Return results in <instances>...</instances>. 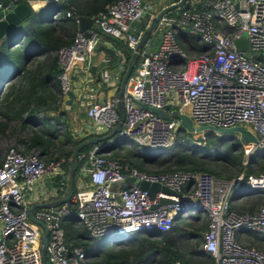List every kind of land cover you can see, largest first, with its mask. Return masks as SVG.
<instances>
[{
    "label": "built area",
    "instance_id": "obj_1",
    "mask_svg": "<svg viewBox=\"0 0 264 264\" xmlns=\"http://www.w3.org/2000/svg\"><path fill=\"white\" fill-rule=\"evenodd\" d=\"M185 1L188 6L173 13L166 11L158 18L156 28L161 29V38L157 46L150 48L144 42L138 49L123 89L124 116L119 129L78 152V170L88 185L75 180L67 200L32 208L48 230V264H92L81 244L65 241V218L73 217L92 236H120L162 233L178 215L205 217L200 248L213 257V264H264V249L237 237L247 231L264 233V200L253 210L238 209L231 202L233 192L240 196L264 194V169L246 175L240 172L231 178L203 169L148 170L110 157L109 151L101 149L114 135L123 144L136 147L160 149L172 142L177 118L156 113L139 105L138 100L166 112L174 104L189 114L194 125H242L256 138L246 142L250 150L264 151V0ZM14 3L0 0V10ZM156 10L147 0H111L91 15L97 30L88 34L76 30L68 44L56 49L61 106L68 105L65 97L72 86L71 70L99 43L100 32L123 40L130 53L141 31H129L130 21L143 11L152 15ZM181 28L202 43L201 49H193L190 43L185 46L177 38ZM240 37L246 40L243 49L235 44ZM101 78L105 87L113 85L106 68ZM79 86L72 87L75 91ZM117 91L118 87L103 99L85 100L84 95L78 99L98 133L110 130L119 119ZM62 161L63 157L45 158L36 150L5 149L0 160V264H42V230L28 217L31 202L26 196L44 173H63ZM127 177L132 179L127 181ZM116 181L119 187L112 189L111 183ZM141 181L146 184L141 186ZM152 182L158 187H151Z\"/></svg>",
    "mask_w": 264,
    "mask_h": 264
},
{
    "label": "trees",
    "instance_id": "obj_2",
    "mask_svg": "<svg viewBox=\"0 0 264 264\" xmlns=\"http://www.w3.org/2000/svg\"><path fill=\"white\" fill-rule=\"evenodd\" d=\"M5 1V0H4ZM16 2L24 0H15ZM48 0L39 9L32 11L27 17L16 23L12 29L5 35L7 40H2L0 43V82H6L5 88L0 91V132L10 125V120H18L19 127L25 128L28 124H38V129L32 128L26 136L22 138L23 143L27 148H35L36 151L45 158L63 157L61 163L64 172L53 175V179L57 182V192H63L66 186V178L68 171V158L70 157L73 147L63 148L59 151H53L52 141L57 135L56 121L59 116L64 115L65 111L61 108V101L58 95L60 71L59 64L56 57V49L68 44L77 30L75 14L93 15L99 10L104 8L105 3L111 0ZM189 5L185 1L178 9L184 8ZM65 10H69V14H65ZM172 11V10H170ZM169 13V12H168ZM191 35V36H189ZM181 38L188 41L197 50L201 49L202 43L192 34L183 33ZM177 38L181 39L178 34ZM184 44V43H183ZM123 45V44H122ZM121 45V46H122ZM185 45V44H184ZM125 56L127 59L128 48L123 45ZM41 54L42 58L37 57ZM3 80V81H2ZM56 88L57 91L54 90ZM42 111L43 116L37 115ZM55 111V113H49ZM54 117L55 123L50 122L45 115ZM53 114V115H52ZM64 120V118L60 119ZM33 127V126H32ZM69 128V127H68ZM181 130L177 129V131ZM176 131V132H177ZM66 139L62 142H72L74 146L80 141L83 136L72 135L70 129L64 130ZM182 134H184L181 131ZM212 134L210 131L205 132ZM177 136V135H176ZM121 143L117 140V135L113 136V140L101 149L109 151L108 156L123 158L140 168L151 170L153 168H146L143 159L138 157L140 152L148 153L154 159L152 154L156 153L155 148L148 146L138 147V149L128 150L126 154H120L119 151H114L115 148ZM52 144V145H51ZM235 141L232 140L227 143L226 148L230 156L233 155L238 160L240 159L241 150L237 153L234 152ZM93 143H88L80 148L85 151L90 148ZM119 147V146H118ZM200 148V147H198ZM195 149V148H193ZM196 150V149H195ZM22 151H26L25 149ZM217 152V150H216ZM188 152H178L174 158V164H163L154 170H169L173 168L186 169V170H208L215 175L231 177L236 171H241V168L230 171L215 170L213 167L197 163L187 154ZM44 154V155H43ZM264 156L263 150H255L247 159L246 167L242 170L243 174L257 173L264 169V161L260 163V170L252 168V162L258 160L257 155ZM188 161L189 164L184 162ZM80 160L77 159L75 180L78 174V166ZM87 179V178H86ZM75 188V187H74ZM261 193V192H258ZM258 197L246 202L249 204H236L233 205L238 209H253L264 200V194L261 193ZM195 216V215H193ZM201 219L195 216L193 219ZM189 219L188 225H194L190 216L178 215L171 227L162 233L149 232L144 233H127L125 235H116V240H123L129 238L131 241L128 244L120 243L118 246H106L105 244L111 236H92L88 231L79 224L75 223L73 217L65 218L63 220L64 239L71 244H81L85 249L87 255L91 257L92 264H190L192 260L184 249L177 244V236L179 235H198L200 236V227H188L187 224L179 225V222H186ZM193 222V223H192ZM199 224V223H198ZM205 226V219L202 222ZM187 226V227H186ZM255 238L264 240V233L256 231H247ZM241 239V236H237ZM253 242L248 237L244 240ZM119 240V241H121ZM257 244V243H256ZM258 245H263L259 244ZM264 246V245H263ZM261 246V247H263ZM264 248V247H263ZM98 249H102L103 253L98 255ZM186 249V248H185ZM157 253L158 263H152L142 260L143 256L150 252ZM190 252H194L190 249ZM209 254V253H208ZM210 256V255H209ZM214 261L209 259L202 264H213Z\"/></svg>",
    "mask_w": 264,
    "mask_h": 264
},
{
    "label": "rangeland",
    "instance_id": "obj_3",
    "mask_svg": "<svg viewBox=\"0 0 264 264\" xmlns=\"http://www.w3.org/2000/svg\"><path fill=\"white\" fill-rule=\"evenodd\" d=\"M159 5V3H157V6ZM191 36V35H189ZM7 36L3 35L0 38V43L2 42V40H7ZM161 38V29L160 28H156L154 30V32L152 33V40L154 43H157L160 41ZM185 46H187L188 43H184ZM151 46V45H150ZM157 46V45H156ZM155 47V46H154ZM193 49H196L193 47ZM192 52H195L193 50H191ZM37 57H39L40 59L42 58L41 54H37ZM45 57V56H44ZM43 57V58H44ZM42 58V59H43ZM3 81V80H2ZM7 85V83L5 82H0V91H2L5 86ZM55 91L56 88H54ZM58 93V92H57ZM61 107V106H60ZM172 109L170 112L171 114H174L175 111L177 110L176 106L174 104H171L170 106ZM184 110H187V107H184ZM65 111V110H64ZM162 111H165L164 109H162ZM51 113H55V111H51L49 112ZM37 115L43 116L42 111H39ZM53 115V114H52ZM45 117L47 119H49V121L52 123H55V119L54 117L45 115ZM64 118V120H60ZM68 116L66 114L59 116V120L56 121V130H57V135L54 137L53 141H52V148L53 151H59L62 150L63 148H69V147H73L72 146V142L68 141V142H62L64 139H66V134L64 132V130L66 129H70L71 130V122L70 120H68ZM178 121V119H177ZM33 126V127H32ZM38 124H28L25 128H20L19 127V121L14 119V120H10V125L8 126V129L6 128L4 130V132H0V159L3 156V153L5 151L6 148H8L9 146H13L17 149L20 150H31V151H35V148H27L26 149V145L25 143H23V139L26 136V133H29L31 131L32 128L38 129ZM69 127V128H68ZM179 131L176 132V134L173 137L172 142H170L169 145H167L164 148H160V149H156L157 152L152 154L154 156V159L149 156L148 153H142L140 152L138 154V157L140 159H143V164L145 166H147L146 168H157L162 166L163 164H174V158L176 157V154L178 152H188V156L190 158H192L194 161H196L197 163H203L206 166L209 167H213L215 170L218 171H224L226 173L236 170L238 168H241L242 170L246 167V163H247V159L249 157V155L251 153H253V151L255 150H250V143H246V142H242V139L238 136L237 132L235 131L233 134H236L237 136H229L225 131H220L218 134L217 132H214L213 130L210 129H204V132H201L200 134L199 131H188L184 128L183 124L180 123L179 121L177 122V129H180ZM181 131L184 133L182 134ZM210 131L212 134H207L205 132ZM225 134V135H222ZM177 135V136H176ZM197 136V137H196ZM196 137V138H195ZM197 142L193 143L192 141ZM234 140L235 141V147H234V152L237 153L239 150H241V155H240V159L238 160L236 157H234L233 155L230 156L229 151H227L226 145L227 143H229L230 141ZM119 146V147H118ZM114 151H119L120 154H126L128 152V150L131 149H138V147L134 146V145H129L128 143L123 144L122 142L119 143ZM200 147V148H198ZM195 148V149H193ZM217 150V152H216ZM44 155V154H43ZM258 158V160H255L252 162V168L256 169V170H260V163L263 160L264 161V156H260L259 154L256 156ZM185 164H189L188 161L184 162ZM236 171V173L234 175H232L231 177L237 175L238 173L243 171ZM82 177L84 178V174L80 171H78L77 177ZM218 177H222L225 178V176H220V175H216ZM229 177V178H231ZM228 178V177H226ZM120 182H112L111 183V188L112 189H116L117 187H119ZM259 195L262 196L261 193H255V194H248L247 196H243L240 201H242V204L246 206V201L244 200H248L251 199L253 197H258ZM250 197V198H249ZM254 199V198H253ZM190 216V218L195 221L194 225H188V221L189 219H184L186 222H179V225H184L187 224L188 227L192 228L194 226H198L200 227V231L203 230L204 225H202L203 220L205 219V217L203 215H200L199 217L201 219H193L195 216ZM198 217V216H197ZM193 223V222H192ZM199 223V224H198ZM186 226V227H187ZM241 236V240L243 242L246 243H250V244H254L256 246H259L260 248L264 249L263 245H264V240L260 239V238H255L254 236L250 235V234H243V235H239ZM114 237V236H113ZM113 237H111V239L109 238V240H107L105 247L110 245V246H118L120 245V243L123 244H128L131 240L129 238H123V240L119 241L116 239H112ZM245 238H249L250 240H252L253 242H249ZM177 238V244L179 246L182 247V249H184L185 253L190 256V258L192 260H195L193 263L190 264H202V262H207L209 259L213 260V257L206 253L205 251H203L200 248V238H201V234L200 236L198 235H179L176 237ZM257 243V244H256ZM259 244H263L261 246L258 245ZM186 248V249H185ZM190 249H192L194 252H190ZM98 255H101L103 253L102 249H98ZM210 255V256H209ZM144 261L147 262H152V263H158V256L157 253L150 252L149 254L143 256Z\"/></svg>",
    "mask_w": 264,
    "mask_h": 264
},
{
    "label": "water",
    "instance_id": "obj_4",
    "mask_svg": "<svg viewBox=\"0 0 264 264\" xmlns=\"http://www.w3.org/2000/svg\"><path fill=\"white\" fill-rule=\"evenodd\" d=\"M185 2V0H176L174 2L168 3L166 5H163L159 9L155 11L154 14L149 15L148 11H143L139 17L136 19L130 21L129 23V31L137 33L139 30L140 35L139 39L136 44V48L132 50L126 60L125 67L122 70V73L120 74L119 78L116 80L115 83H118V91H117V110L119 113V119L117 122L113 125V127L104 132V133H98L94 127V124L89 125L91 129V135L87 137H83L80 141H78L72 148L70 157L68 158V171H67V181H66V187L62 195L58 197H53L49 200L45 201H37L34 203H31L28 208V217L36 222L40 227H41V235H40V254L42 258V264H48V260L46 259L45 256V246L47 243V238H48V230L45 225V223L39 219L36 218L32 212V208L36 206H41V205H55L58 202L67 200L71 193L74 191L75 187V171H76V164H77V154L80 150V148L88 143H97L100 141L105 140L106 138L112 136L120 127L121 121L124 116V109L122 105V97H123V89L126 83V80L128 78V75L130 74L135 61L138 56V49L144 44L146 39L149 37L152 31L157 27V20L160 17L161 14L165 13L166 11L173 9L175 7H179ZM32 11V8L30 7L29 3L27 1H19L14 4H12L9 8L0 10V38L3 35H6L10 29L13 28V26L27 17ZM74 18L76 20V27L78 31H81L84 34H88L89 27H92L94 29L97 28V24L93 22L91 15H85V14H75ZM235 44L237 48L243 49L246 46V40L245 38H236L235 39ZM98 47L103 49L104 51L111 53L116 56V61H115V66L118 69V73L121 70V62L120 58L121 55L116 53L114 49L108 46H104L101 44H98ZM81 86L78 87V90L80 89ZM74 89L71 86V88H68L66 90V94L68 95L66 101L70 102L74 96ZM139 105L143 107H147L151 109L152 111L159 113L165 117H175L178 119L180 123L183 124L184 128L188 131H199V130H204V129H210L213 130L214 132H217L220 134V131H225L229 136H237L236 134H233L235 131L237 132L238 136L242 139L243 142H248V141H255L256 138L253 133L250 132L246 127L235 124L231 126H217L211 123H200L197 125H194L192 123V120L189 116V114L185 111H180L176 110L174 114H171L170 112L162 111V109L151 106V105H146L138 100H135ZM225 135V134H222ZM237 136V137H238ZM132 179L131 177H127L126 180ZM146 184V181H141L140 185L144 186ZM151 187L157 188L158 183L157 182H152ZM161 189L167 191V192H172L171 189H169L166 186H161Z\"/></svg>",
    "mask_w": 264,
    "mask_h": 264
},
{
    "label": "crops",
    "instance_id": "obj_5",
    "mask_svg": "<svg viewBox=\"0 0 264 264\" xmlns=\"http://www.w3.org/2000/svg\"><path fill=\"white\" fill-rule=\"evenodd\" d=\"M24 1H27L29 3L30 7L32 8V11H35L39 9L41 6H43L45 1H48V0H24ZM147 1H149L152 4L155 10L159 9L163 5L170 3V0H147ZM81 2L84 3L85 1L81 0ZM157 3H159L158 6H157ZM179 7L170 9L172 11L168 10L167 12L173 13L175 11H178ZM91 29H94V28L92 27L88 28L89 31ZM153 32L154 31L151 32V34L145 41L146 45L150 48H154V46L156 47L157 45V43H154L152 40ZM183 33L187 34L189 32L183 28H181L179 32H177L180 38L182 37L181 35ZM179 40L182 43H189L188 41L184 40V38H181ZM98 44L111 47L112 49L116 51V53L121 55V58H120L121 70L119 71V73H118L117 67L115 66L116 56L99 48ZM98 44L94 47V49L88 56H85L84 58H82V62L78 63L79 65L73 68V70H71V73H70L71 85L73 87L82 85V88L80 90H75L74 96L70 102H67L65 100L68 103V105L61 106V108H63L66 111V114L69 117L68 120H70L71 122L72 135H79V136L87 137L91 135V129L89 125L94 124L93 121L86 115L85 105L79 104L78 99L81 97V95H84L85 100H87L88 98L103 99L104 96H107L113 92H116L118 83H115V82L119 78L126 64L127 59L125 56L124 48L122 47L123 45L126 46V44L124 43L123 40L114 38L112 36H109L105 33L100 32ZM79 60H81V58H79L78 61ZM104 68H106L109 72V75L111 77V81L113 84L112 86L105 87L103 85V81L101 78V71ZM65 99H67V96L65 97ZM66 181H67V178H66ZM76 182L83 183L84 185H88V180L86 179V177L82 178L78 176L76 177ZM57 187H58L57 182L55 181V179H53V175L44 173L35 181L32 190H30L27 193L26 198L31 203H34L37 201H45L53 197H58L62 195L65 188L63 192L58 193ZM50 190H54V192H51ZM44 191H47L48 193H44ZM242 197L243 196H240L236 194L235 192H233L231 196L232 204L233 205L242 204V201H240ZM253 198L244 200V201L248 202L252 200ZM255 208L256 206H253V209ZM247 210H250V209H247Z\"/></svg>",
    "mask_w": 264,
    "mask_h": 264
},
{
    "label": "clouds",
    "instance_id": "obj_6",
    "mask_svg": "<svg viewBox=\"0 0 264 264\" xmlns=\"http://www.w3.org/2000/svg\"><path fill=\"white\" fill-rule=\"evenodd\" d=\"M103 236H111V237H113V236H116V235H103ZM112 239H115V238L113 237Z\"/></svg>",
    "mask_w": 264,
    "mask_h": 264
}]
</instances>
